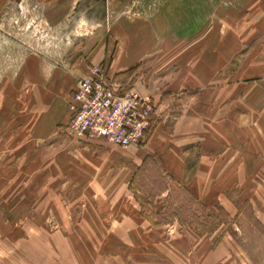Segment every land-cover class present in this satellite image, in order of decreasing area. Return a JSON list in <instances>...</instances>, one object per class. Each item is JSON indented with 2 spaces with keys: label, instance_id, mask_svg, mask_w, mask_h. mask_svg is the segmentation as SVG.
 Returning <instances> with one entry per match:
<instances>
[{
  "label": "rangeland",
  "instance_id": "rangeland-1",
  "mask_svg": "<svg viewBox=\"0 0 264 264\" xmlns=\"http://www.w3.org/2000/svg\"><path fill=\"white\" fill-rule=\"evenodd\" d=\"M121 24L183 43L201 97L137 145L31 135L41 67ZM0 264H264V0H0Z\"/></svg>",
  "mask_w": 264,
  "mask_h": 264
},
{
  "label": "crops",
  "instance_id": "crops-1",
  "mask_svg": "<svg viewBox=\"0 0 264 264\" xmlns=\"http://www.w3.org/2000/svg\"><path fill=\"white\" fill-rule=\"evenodd\" d=\"M132 30L123 24L116 25L110 28V33L105 34L106 37L98 35L93 40L87 39L83 42L85 47L88 43L97 44H94L89 56H80L71 68L57 67L52 73H48L41 67L39 95L43 108L31 135L47 138L58 126L68 123L71 116L69 101L78 80L87 74L91 65L101 66L107 71V77H114L115 82L125 89H132L140 95L150 97L155 108L152 119V124L156 127L155 133L160 136L159 131L162 129L161 133L169 134L163 128L168 122L171 127V102L174 96L200 95L207 79L203 78L201 68L192 70L191 56H187V53L180 60L172 59L173 49L175 51L183 43H171L170 39L146 43L143 38L148 31L144 34L140 32L139 35ZM182 53L176 52L174 55ZM199 99L196 103L193 102L194 106L187 105L190 109L185 110L193 112L198 109L201 106Z\"/></svg>",
  "mask_w": 264,
  "mask_h": 264
},
{
  "label": "built area",
  "instance_id": "built-area-1",
  "mask_svg": "<svg viewBox=\"0 0 264 264\" xmlns=\"http://www.w3.org/2000/svg\"><path fill=\"white\" fill-rule=\"evenodd\" d=\"M69 110L65 126L69 136L85 142L104 139L123 147L145 140L155 114L150 97L117 84L99 65L78 80Z\"/></svg>",
  "mask_w": 264,
  "mask_h": 264
},
{
  "label": "trees",
  "instance_id": "trees-1",
  "mask_svg": "<svg viewBox=\"0 0 264 264\" xmlns=\"http://www.w3.org/2000/svg\"><path fill=\"white\" fill-rule=\"evenodd\" d=\"M152 159V156H150V155H148L145 159H144V161H143V164L137 169V171H136V173H135V175H134V181L136 180V178L139 176V174L140 173H142V170L143 169H145L146 168V166L149 164V161ZM155 159V158H154ZM170 185H165V186H163L155 195H154V197H156V196H159V195H162V194H164V193H166V192H169L170 191ZM183 191H185V192H187L190 196H191V202L192 201H198L199 202V200H197V197L195 196V195H193V194H191L190 193V191L186 188V187H184L183 188ZM174 208V212L171 214L172 215V217H174V219H176V220H178V221H180L182 224L184 223V213H185V211L184 210H182L181 209V207L180 208H177V207H173ZM154 215L155 216H159V212L157 211V210H155L154 212H152L150 215H148V216H146L150 221H152L153 223H156V224H159V223H164L165 221H155L156 220V218H154ZM166 222H168V223H170V222H172V221H166Z\"/></svg>",
  "mask_w": 264,
  "mask_h": 264
}]
</instances>
